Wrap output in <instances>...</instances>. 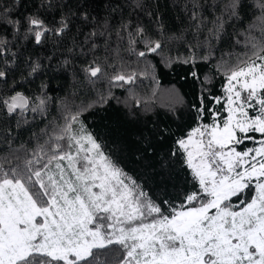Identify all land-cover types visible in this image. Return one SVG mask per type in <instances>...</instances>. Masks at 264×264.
<instances>
[{
	"label": "snow or ice",
	"instance_id": "6c2138e0",
	"mask_svg": "<svg viewBox=\"0 0 264 264\" xmlns=\"http://www.w3.org/2000/svg\"><path fill=\"white\" fill-rule=\"evenodd\" d=\"M192 7L194 27L206 30L203 44L211 55L224 14L206 23L203 5L192 0ZM238 7L239 0L221 4L230 17L238 18ZM255 7L260 35L246 37L249 51L223 69V94H202L194 105L196 126L175 141L171 156L180 154L191 177L179 203L154 198L103 150L79 111H66L62 124L43 130L42 143L15 155V162L0 158V264H107L102 250L115 252V264H264V0ZM10 11H0V18L18 30L20 21L7 18ZM27 24L38 44L52 31L38 16ZM129 27L121 31L132 53L162 50L142 27ZM67 28L62 20L55 31ZM138 42L145 50L137 52ZM4 44L0 39V51ZM195 62L194 54L184 61ZM84 71L104 75L95 62ZM5 75L0 71V78ZM111 79L131 84L135 77L117 73ZM36 100L16 92L0 105L9 114L43 113L48 98Z\"/></svg>",
	"mask_w": 264,
	"mask_h": 264
},
{
	"label": "trees",
	"instance_id": "16d2710c",
	"mask_svg": "<svg viewBox=\"0 0 264 264\" xmlns=\"http://www.w3.org/2000/svg\"><path fill=\"white\" fill-rule=\"evenodd\" d=\"M198 2L206 23L224 14V30L212 42L211 55L203 44L206 30L197 33L191 19L192 0H0V11L11 9L7 18L20 21L17 30L0 18V39L5 41L0 71L6 73L0 78V99L16 92L35 103L37 97L48 98L43 113L17 109L9 114L0 105V158L15 162V155L43 142V130L62 124L66 111H79L103 150L154 198L179 203V194L191 188V177L180 154L171 156L175 141L196 126L194 105L199 107L202 94H223L224 67L249 51L246 37H258L261 27L256 0H239L238 18L221 8L226 0ZM30 16L52 29L39 44L28 32ZM62 20L68 28L57 34ZM129 23V31L142 27L150 39L161 42L162 50L145 57L132 53L127 32L121 31ZM136 50H145L144 44L138 42ZM193 54L195 64L184 63ZM206 55L209 59H202ZM93 62L104 75L91 77L84 71ZM117 73L135 79L131 84L112 80ZM105 258L107 264L117 259L115 252L102 250Z\"/></svg>",
	"mask_w": 264,
	"mask_h": 264
}]
</instances>
